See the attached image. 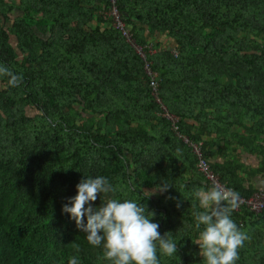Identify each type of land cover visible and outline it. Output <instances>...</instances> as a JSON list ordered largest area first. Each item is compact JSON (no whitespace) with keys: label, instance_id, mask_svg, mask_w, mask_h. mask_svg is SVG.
<instances>
[{"label":"trees","instance_id":"1","mask_svg":"<svg viewBox=\"0 0 264 264\" xmlns=\"http://www.w3.org/2000/svg\"><path fill=\"white\" fill-rule=\"evenodd\" d=\"M115 6L133 42L110 0H0V65L22 76L16 87L0 76V264H110L62 213L80 180L97 176L114 191L93 207L144 204L177 243L160 264H202L193 193L211 186L192 146L243 197L256 190L230 154L261 155L247 173L264 174V0ZM161 181L168 190L146 199ZM231 218L249 236L236 264H264V209L235 207Z\"/></svg>","mask_w":264,"mask_h":264},{"label":"clouds","instance_id":"2","mask_svg":"<svg viewBox=\"0 0 264 264\" xmlns=\"http://www.w3.org/2000/svg\"><path fill=\"white\" fill-rule=\"evenodd\" d=\"M0 76L8 77L10 87L18 86L22 80V76L3 65ZM168 188L169 183L161 181L158 187L144 189L146 199ZM76 189V195L62 206V213L70 214L80 232L86 233L87 242L101 247L102 258L110 264H160L158 253L165 257L177 255V243L167 236L168 232L161 235L160 224L152 219L155 213L148 211L146 205L129 199H108L93 207L98 194L101 199L102 193L114 191L106 177L82 178ZM193 195L203 209L193 213L198 230L193 243L199 247L202 264H236L239 250L249 239L231 218L238 193L216 184L208 190L198 189ZM68 264H78L77 257H70Z\"/></svg>","mask_w":264,"mask_h":264},{"label":"built area","instance_id":"3","mask_svg":"<svg viewBox=\"0 0 264 264\" xmlns=\"http://www.w3.org/2000/svg\"><path fill=\"white\" fill-rule=\"evenodd\" d=\"M112 3V7L110 10V14L113 17V25L116 26L122 34L131 42H133L132 36L130 29L126 25L124 21H122L119 11L117 10L115 6V0H110ZM136 49L139 53V55L146 61V54L143 51L142 47L136 46ZM146 72L149 76L153 77V84L152 86L154 87V93H157V83L155 82V77L157 76L154 74L150 68V64L146 61L145 65ZM161 104V101L158 100ZM169 120H171V124L173 128L176 130L175 124L177 122V118L167 114L165 115ZM193 151L196 155L197 158V168L198 170L205 176L206 180L209 182L210 186H214L216 184L221 185L225 189L234 191L235 190L232 187H228L226 184H224L221 179L219 174L215 173L212 168H210L209 163L207 159L204 157L202 151L200 148L196 146H192ZM246 206L250 210H254L256 212H260L264 209V190H256L252 195H249L248 197H243L241 195H238V200H237V206Z\"/></svg>","mask_w":264,"mask_h":264},{"label":"crops","instance_id":"4","mask_svg":"<svg viewBox=\"0 0 264 264\" xmlns=\"http://www.w3.org/2000/svg\"><path fill=\"white\" fill-rule=\"evenodd\" d=\"M165 43H167L168 49H173L174 43L169 40H165ZM216 153V150H215ZM217 155V153H216ZM237 158V161L242 165L243 171H239V174L243 175L246 177V185L252 186L255 190H264V174H255L253 176H249L247 173L250 170L257 169L260 167L263 157L258 154H253V153H247L243 151L241 148L237 149V153L235 154H230L229 157L234 156ZM213 162H223L225 159L216 156V157H210Z\"/></svg>","mask_w":264,"mask_h":264},{"label":"rangeland","instance_id":"5","mask_svg":"<svg viewBox=\"0 0 264 264\" xmlns=\"http://www.w3.org/2000/svg\"><path fill=\"white\" fill-rule=\"evenodd\" d=\"M28 113H29L30 115H32L34 112H32V111H28Z\"/></svg>","mask_w":264,"mask_h":264}]
</instances>
